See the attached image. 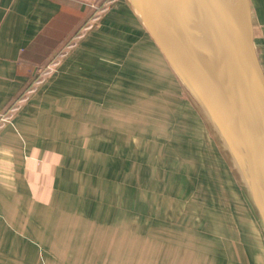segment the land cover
<instances>
[{"label": "crops", "instance_id": "1", "mask_svg": "<svg viewBox=\"0 0 264 264\" xmlns=\"http://www.w3.org/2000/svg\"><path fill=\"white\" fill-rule=\"evenodd\" d=\"M99 3L0 0V264L84 256L76 245L88 233L83 209L68 202L84 188L86 155L95 154L86 146L116 144L117 94H183L127 1L110 0L102 13ZM249 4L264 70V0Z\"/></svg>", "mask_w": 264, "mask_h": 264}, {"label": "rangeland", "instance_id": "2", "mask_svg": "<svg viewBox=\"0 0 264 264\" xmlns=\"http://www.w3.org/2000/svg\"><path fill=\"white\" fill-rule=\"evenodd\" d=\"M117 97L116 144L86 146L97 155H86L84 188L67 201L88 230L75 264H264L259 211L185 87Z\"/></svg>", "mask_w": 264, "mask_h": 264}, {"label": "water", "instance_id": "3", "mask_svg": "<svg viewBox=\"0 0 264 264\" xmlns=\"http://www.w3.org/2000/svg\"><path fill=\"white\" fill-rule=\"evenodd\" d=\"M211 123L264 223V70L249 0H126Z\"/></svg>", "mask_w": 264, "mask_h": 264}, {"label": "built area", "instance_id": "4", "mask_svg": "<svg viewBox=\"0 0 264 264\" xmlns=\"http://www.w3.org/2000/svg\"><path fill=\"white\" fill-rule=\"evenodd\" d=\"M52 71V66H47L44 68H39L38 69V74L40 77L46 76L48 74H50V72ZM38 76L37 81L40 83V81H42V79H40V77Z\"/></svg>", "mask_w": 264, "mask_h": 264}, {"label": "bare ground", "instance_id": "5", "mask_svg": "<svg viewBox=\"0 0 264 264\" xmlns=\"http://www.w3.org/2000/svg\"><path fill=\"white\" fill-rule=\"evenodd\" d=\"M221 1V3L225 6H228V4L230 5V2L228 1V0H220ZM234 7H236V4L234 3V4H232V5H230V13L232 14V15H235L236 14V10H235V8Z\"/></svg>", "mask_w": 264, "mask_h": 264}]
</instances>
